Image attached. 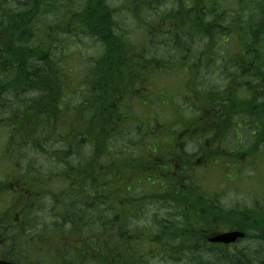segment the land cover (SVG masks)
I'll use <instances>...</instances> for the list:
<instances>
[{"label": "trees", "instance_id": "16d2710c", "mask_svg": "<svg viewBox=\"0 0 264 264\" xmlns=\"http://www.w3.org/2000/svg\"><path fill=\"white\" fill-rule=\"evenodd\" d=\"M150 1L126 7L136 27H149L137 52L133 29L117 22V8L108 0H81L76 8L71 0H0L3 150L18 165L38 149L59 162L54 170L28 174L36 184L63 182L61 189L41 193L48 205L67 210L73 224L68 236L78 245L62 247L63 264H197L199 259L164 257L175 255L170 226L237 222L223 217L219 196L208 204L199 173L193 175L200 167L185 157L187 145L199 149L195 158L204 161L207 144L243 123L252 149L249 165L264 160V0L255 3L261 16L246 32L236 29L243 11L227 18V0H171L167 18ZM245 1L237 0L239 8L251 0ZM49 13L57 18L41 23ZM163 21L172 28L169 34L158 29ZM179 72L173 94L159 88ZM27 175L14 178L20 183ZM263 202L253 198L244 205ZM153 207L164 210L165 218L146 220ZM125 210H131L130 238ZM75 213L83 219L76 221ZM242 214L262 222V213ZM188 232L177 245L191 237ZM180 248L188 255V246Z\"/></svg>", "mask_w": 264, "mask_h": 264}, {"label": "flooded vegetation", "instance_id": "af4514ba", "mask_svg": "<svg viewBox=\"0 0 264 264\" xmlns=\"http://www.w3.org/2000/svg\"><path fill=\"white\" fill-rule=\"evenodd\" d=\"M144 1L147 0H139L137 3H133L134 0H126L129 7L132 4L143 6ZM150 2L151 5L156 4L157 7L159 6L163 16L167 18L165 6L169 7L173 3L171 0H151ZM160 26L163 27V32L172 30L169 26L167 27L166 21H163L158 29ZM159 32H162V30ZM248 130L242 123L241 126L234 127L232 133L220 137L219 142L213 139L211 143L207 144L208 150L204 155V161H201L199 156L198 159L195 158L199 154V149L192 153L188 151L185 153L191 167L198 164L200 168L204 165L209 166L211 169L219 166V163L223 167V171L221 170L223 187L220 191L207 189L203 183L199 182V184L205 189L203 193L208 204H210V201L215 203L216 198L214 196H219L221 203L225 205L220 208L223 217L229 220L230 218L235 219L237 223L233 225L231 223H221L215 226L204 223L199 226L194 225L191 228L180 223L173 228L170 226L167 235L175 237L170 244L176 248H172L175 255L172 256L167 253L164 256L166 259L179 261L192 259L196 261L199 259L200 261L198 260L197 264H264V202L259 206L244 205L250 200L252 203L253 198H264V160H256L253 165H249L250 161H247V159L251 156L249 153L252 149L248 148L245 143ZM250 135L258 136L259 133L253 131ZM247 137L248 142L252 141L250 136L247 135ZM231 141L236 142L234 147L238 149L234 153L231 150L234 147H229ZM218 151H220V154L217 153ZM262 154L261 157H264V154ZM217 160L219 161L218 164L215 163ZM201 163L202 165H200ZM244 167H248L251 173L244 172ZM226 169L230 171L227 175ZM185 170L186 172L189 170L188 165ZM188 176L190 177V175ZM14 179L9 183L7 181L0 183V261L14 264H63V256L59 254L62 247L64 245L70 247L73 242L78 245L68 236L69 231L71 232L70 226L73 224L68 222L67 210H60L62 207L55 208V205L50 206L43 201V194L41 193L46 188L41 191L25 188L20 186L18 179ZM224 188L228 189L224 190ZM127 189L130 191L129 186ZM151 189L155 190L152 185ZM229 191L241 193L242 200L230 199L228 197ZM87 197L85 196L86 199ZM26 200L30 201L28 205H24ZM44 204L48 206H44ZM243 206L248 207L245 210ZM71 211L73 212V210ZM77 211L83 212L84 210ZM148 211L146 220H152L154 215L160 221V218H165L164 210H157L153 207ZM253 211L258 216L262 213L260 216L262 222L250 221L256 218L242 214L249 213L251 215ZM62 212L63 218L59 216ZM125 212L127 237L130 238L131 210H125ZM75 214L77 215L76 221L83 219V213ZM55 215L58 216V219L52 221ZM76 224L80 226L79 222ZM150 225L156 227L154 226L156 223L151 222ZM77 228L76 226L75 229ZM186 231H189L188 235L191 237L182 244L177 245ZM227 233L234 234V237L225 241L216 239L219 235ZM82 239L86 238L83 237ZM183 246H188V255H185L180 248ZM195 247H198V250H202L203 253L195 254ZM251 253L257 255H250ZM162 259L163 255H157L159 262H162Z\"/></svg>", "mask_w": 264, "mask_h": 264}, {"label": "rangeland", "instance_id": "374dc122", "mask_svg": "<svg viewBox=\"0 0 264 264\" xmlns=\"http://www.w3.org/2000/svg\"><path fill=\"white\" fill-rule=\"evenodd\" d=\"M108 1L111 2L112 6H116V8H117V12H116L117 22L125 21L126 27L131 26V28L133 29V34L131 35V42L135 45L134 50L139 52L140 46L143 45L147 40V30L149 27L141 28L140 25L136 27L135 19H133V17L128 15L130 13V9H126V7H127L126 0H108ZM257 1H259V0H251L249 4L243 3L245 5L243 9L239 8V6L237 4V0H227L223 3V7L225 8V10L227 12V18L235 16L236 12L239 13L240 11H243L242 15H239L241 25L236 27L237 30L241 29L244 32H246L247 27L249 25L254 24L256 20L260 19L261 14H260V11L256 8V4H255ZM57 2L59 4H61V0H57ZM80 2H81V0H71L72 6L74 8L79 6ZM63 3L66 4V0H63ZM56 18H57L56 13H54V14L49 13V14L44 15L40 19V22L42 23L45 21V22L51 23L52 20L56 19ZM158 22H159V19H158V16H156L154 21H153L155 28H157L156 25L158 24ZM41 26L43 27V25H41ZM237 46H238V42H235L234 47H237ZM75 48H79V47H75ZM88 52H91V48L88 49ZM180 76H181L180 72L178 73L177 78L171 77L170 75H168L165 79L161 80L159 88L163 87L168 91V94L170 92H171V94H173V88L174 89L178 88L177 85L180 82ZM211 81L214 84H218L220 82V78L218 76H214ZM175 98L180 100L179 99L180 96L175 97ZM181 103H184V102H181ZM247 126L251 127V125H249V123L247 124ZM252 132H253V130H251L249 133H252ZM6 134H7L6 129L0 128V180L4 179V177L6 178V176H8V178L10 180L11 179L13 180L14 176H16V175L18 177H20V175H22V174L27 175L28 173L36 172V171L44 173V172H48V171H51V170L58 168L59 162H53L51 160V157L48 156L47 153L39 152L38 151L39 149L30 151V155L28 156V158L25 161H23L20 165L13 163V159H12L13 153L12 152L6 153L3 150L4 144H6V141H7ZM233 137L235 138V136H233ZM231 143H232L231 147H234L236 145V142L231 141ZM53 147H60V144H53L52 148ZM187 150L189 153H192L196 149H195V146L193 144H189V145H187ZM231 150L234 153L238 149L236 147H234V148H231ZM215 163L218 164L219 161L217 160ZM13 164L15 165V168L11 167V165H13ZM218 165L219 166H215L214 168H211V169L209 166H204V165L201 166L200 169H194V172H196V174L199 173V175L197 177L199 182L203 183V185L207 189H213L216 191H220L223 187V182H222L223 167L220 165V163ZM26 168H28L29 170L26 171ZM243 169H244V172L251 173V171L248 169V167H244ZM23 172H26V173H23ZM211 172H213V173L209 174ZM229 172L230 171L228 169H226V175ZM30 178L33 181H35L34 184H32ZM36 180H37V178H35L33 176L29 177V174H28L26 178L22 179V181L20 182V186H23L25 188H32L33 190L36 189L37 191H41V190L46 188L45 191H47L48 189L59 190V189H61L60 186L63 183L61 180L56 179L55 180L56 183H54V184L51 183V184L42 185L41 183L36 184ZM228 197L230 199L237 198L238 200H242L243 196L241 193H239L237 191H235V192L229 191ZM47 199H48V197L45 198V202L49 203L50 200L47 201ZM44 206H48V205L44 204Z\"/></svg>", "mask_w": 264, "mask_h": 264}, {"label": "water", "instance_id": "95a60500", "mask_svg": "<svg viewBox=\"0 0 264 264\" xmlns=\"http://www.w3.org/2000/svg\"><path fill=\"white\" fill-rule=\"evenodd\" d=\"M232 237H234V234L232 233H227V234H221L218 237H216L217 240H221V241H225V240H229ZM0 264H12V263H8L5 261H0Z\"/></svg>", "mask_w": 264, "mask_h": 264}]
</instances>
